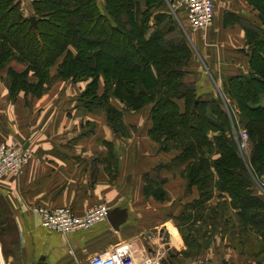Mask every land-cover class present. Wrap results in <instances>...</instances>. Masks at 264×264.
I'll return each mask as SVG.
<instances>
[{
	"label": "trees",
	"instance_id": "trees-1",
	"mask_svg": "<svg viewBox=\"0 0 264 264\" xmlns=\"http://www.w3.org/2000/svg\"><path fill=\"white\" fill-rule=\"evenodd\" d=\"M246 1L261 23L244 30L251 72L227 78L225 94L246 125L248 162L220 100L202 101L196 86L182 81L193 55L183 8L177 21L162 8L165 0H105L104 11L101 0H34V27L19 0H0V71L11 61L26 65L21 74L8 70L10 98L21 92L40 98L57 80L84 82L79 95L84 110L104 113L114 134L122 136L129 130L125 113L151 106L148 137L162 152H180L172 162L185 166L181 177L186 191L195 187L198 193L174 218L185 240L184 258H195L203 249L194 226L219 224L220 214L224 223L232 222L227 214H233L241 231L253 229L264 243V195L255 194V178L264 173V0ZM60 59L52 77L50 69ZM31 73L36 82L28 81ZM180 100L184 112L177 105ZM209 132L215 134L212 139ZM163 184L157 181L153 193L159 202L168 199L159 188ZM143 190L148 197L147 188ZM215 195L218 202L209 205Z\"/></svg>",
	"mask_w": 264,
	"mask_h": 264
},
{
	"label": "crops",
	"instance_id": "crops-1",
	"mask_svg": "<svg viewBox=\"0 0 264 264\" xmlns=\"http://www.w3.org/2000/svg\"><path fill=\"white\" fill-rule=\"evenodd\" d=\"M19 1L22 12L30 16L34 0ZM177 4L179 0H165L162 7L176 20ZM214 4L216 16L212 26L206 31L186 32L193 55L182 80L195 85L197 95L208 102L217 99L220 92L225 94L227 78L251 72L244 30L248 24H261L257 19L258 12L246 0H215ZM104 7L105 0H101L102 11ZM182 14L185 17V12ZM60 63L61 59L51 67L52 77L57 74ZM25 68L26 65L11 61L0 71V143L15 139L28 144L33 157L19 177L8 176L0 180V252L4 263L35 264L45 256L48 264H76L86 248L91 258L103 251L101 248L105 251L127 242L134 251H137L135 245L139 244L140 253H156L150 247L146 250L149 241H144L142 236L150 243L156 237L140 223L147 211H155V216L148 214L144 219L149 225L150 220H157L150 229H157L158 233L166 226L169 237L166 243L176 254L173 264H194L195 258L186 260L182 255L184 244L174 226L178 224L174 218L183 212L184 206L198 198V193L195 187L187 194L185 192L186 181L181 177L185 166L172 162L180 152H162L159 144L147 136L152 128L151 106L124 119L125 126L137 127L136 131L129 133L127 130L125 136L114 134L104 113L88 112L82 107L79 95L84 90V82L74 84L57 80L43 97L35 98L21 92L15 100L10 98V90L2 80L9 69L21 74ZM28 81L36 82L32 73ZM183 103V100L177 103L182 112L185 110ZM260 106H264V95ZM208 114L212 121L216 119L211 110ZM231 132L235 136L237 130L231 129ZM214 135L209 132L207 137L212 139ZM158 166L161 169L156 176L154 170ZM145 175L146 183L142 180ZM158 178L164 181L159 188L168 198L161 203L154 200L153 195L157 191ZM145 187L147 199L143 195ZM255 194L263 196L264 192L257 187ZM105 200L108 209L119 207L129 211L130 216L118 232L104 221L90 231L61 236L43 227L41 218L31 213V208L36 206L67 208L76 216L84 217L87 210ZM217 201L208 204L216 205ZM169 211H173L172 217ZM161 217L165 221H161ZM10 228L16 233L14 237L17 236L13 242L7 241ZM228 237L223 240L217 236L211 246L214 255L222 254L219 256L221 263H215H225L226 254L231 263L251 264L243 254L227 248ZM258 249L264 251V243Z\"/></svg>",
	"mask_w": 264,
	"mask_h": 264
},
{
	"label": "built area",
	"instance_id": "built-area-1",
	"mask_svg": "<svg viewBox=\"0 0 264 264\" xmlns=\"http://www.w3.org/2000/svg\"><path fill=\"white\" fill-rule=\"evenodd\" d=\"M215 0H179L178 10L185 12V21L189 31H206L212 26L216 16ZM241 151L249 147V135L246 130L238 129L236 135ZM31 147L18 140L0 143V180L14 176L19 177L26 164L32 159ZM264 182V180H263ZM264 186V183L262 184ZM107 200L87 210L84 217H78L67 208L46 209L43 207L31 208V213L41 218V225L47 230L67 235L79 231H90L93 227L106 221L108 215ZM153 254H142L132 250L130 245L121 244L93 255L87 264H157L167 258ZM0 264H5L0 252ZM194 264H214L208 259L199 258ZM256 264V263H254Z\"/></svg>",
	"mask_w": 264,
	"mask_h": 264
},
{
	"label": "rangeland",
	"instance_id": "rangeland-1",
	"mask_svg": "<svg viewBox=\"0 0 264 264\" xmlns=\"http://www.w3.org/2000/svg\"><path fill=\"white\" fill-rule=\"evenodd\" d=\"M180 14H181V17H183V14L181 12H180ZM7 78H8V75L5 77L4 80H2V83L4 84V86H6L5 80H7ZM74 84H77V83H74ZM84 89H85V87H84ZM101 91H103V90L101 89L99 91V93H101ZM217 96H218V99L220 100L219 101L220 102L219 105L221 104V107L227 113L226 115L228 116L230 122L232 123V130L233 131L234 130H238V129H244V130H246L245 129V126L246 125L243 124L244 121L240 117V113L241 112H240V110L238 108H236L234 106V104L231 102L232 100L229 97L225 96V94H223L221 92L218 93ZM41 97H43V96H41ZM113 103H114V105L116 107L119 106L118 108L120 110H122V106L120 105V103H118L117 101H114ZM95 113H99V112H95ZM100 113H102V112H100ZM133 115H135V112H126L124 119L126 117H128V116L129 117H132ZM124 119H123V122H124ZM128 129L130 130L129 131V133H130V132L136 131L137 130V127L128 126ZM238 148H239V146H238ZM174 152H178V151H174ZM167 153H169V152H167ZM241 153L243 155L242 158L246 162H248L249 156H251L250 144H249V147H247L246 149H243V151H241ZM158 167H160V166H158ZM160 169H161V167H160ZM154 172H155V170H154ZM156 173H157L156 174V176H157L158 173H160V170L157 171ZM145 179L146 180L148 179L146 175H145ZM145 179L144 180L142 179V180L145 181ZM263 180H264V173L262 174V176H259V177H256L255 178V182H256L255 187L257 186L259 189H261L262 192H264V186H262V184L264 183ZM157 181H162V180L158 178ZM145 183H146V181H145ZM186 187H187V184H186ZM186 187H185V192L187 194L188 191H186ZM257 187H256V189H257ZM195 190H196V188H195ZM218 199H219L218 198V195H215V198L212 199V200H218ZM154 200H156V199L154 198ZM212 200H210V201H212ZM214 204H210V205H214ZM147 212L148 213L146 215H144L143 217H141L143 220H141L140 223L144 225L143 228L145 227L144 229L145 230L147 229L146 231H148L152 237L154 236L156 238L153 239V240H151V243H150V240H148V238H145V236H142V238L145 239L144 241H146V242L149 241V243L148 244L146 243V245H145L146 250H147V248L150 247V248H152L156 252L161 251V253L159 252L161 255H165L166 257H168L169 256V253H168L167 248H166V246H168V245L166 243L167 240L164 237V234L166 233L165 229L167 230V228L165 226L163 228L162 232H160V233L157 232V229H150V228H152V226H154L155 224H157V222H156L157 220H150L151 225H149V223H147V219L145 220L144 217H146L148 214H149V216L152 217V216H155L156 213H154L155 211H153V212L147 211ZM169 212L172 213V214H170V216L172 217L173 211H169ZM203 215L205 216L206 214L204 213ZM170 216H167V218L168 217L171 218ZM219 216H221V214ZM219 216H217V217H218V220L221 221V223H219V224L213 223L211 226L210 225H207V224L206 225H203V224H200V223L196 224L197 223L196 220H195L196 223L193 222V224H196L194 227H197V228H195V231L194 232L196 234L194 236H196L199 239L197 241H200L199 244L202 245V248H203L201 250V253L198 256H196L195 259L197 260L199 258H203V259L205 258V259L210 260L214 264H216L218 262L221 263V261H219L220 260L219 256L222 255V254L219 252L218 254L215 253V255H214V251H213V249H211L212 248L211 246L215 242V239L217 238V236H219V238H222L224 240L225 236L229 235L227 242H225V245H227V248H229L230 250H233V251L237 250L240 254H243L244 255L245 259L250 260V262H252L251 264H254V263H256V264H264V253H263L264 251L262 249V252H259V249H258L259 246H262V244H263V242H262V240H263L262 239V236L259 233H255L254 230L251 229V228H249V227H247L245 229V231H241V228H240V225H239L238 220H236L234 218V215L231 214V213H230V215L227 214V216H228V220H230L232 222H228L227 221V222L224 223L223 221L225 220V218H223L222 216L220 218ZM161 219H162L161 221H165L164 218L161 217ZM166 221L167 222L168 221L171 222L168 219ZM174 226H175V228L177 227V229H178V226H176L175 224H174ZM187 226H189V225H187ZM186 229L187 228H185L183 230L185 231ZM226 231H227V235H224ZM177 232H178L179 236H181V234L179 233L178 230H177ZM9 233H10V235H8L7 241H10V242L15 241V238L17 239V236L14 237V234H16L15 231H14V229H11L10 228ZM158 237L159 238L161 237V239H159ZM181 238H182V241H183L182 244H184L185 243L184 237L181 236ZM125 245H130L131 246V244L129 242L125 243ZM183 246H184L183 251H186L185 244ZM86 249H84L83 257H82L81 251H80L81 259L78 262H76V264H87V261L89 260V255L86 252ZM135 249L137 250V252L140 253L139 244L135 245ZM172 249H174V247ZM100 250H103L104 251V249H102V248ZM210 250H212V253H211ZM193 258L194 257H189L187 259H192L193 260ZM225 258L227 260L226 262H225ZM227 258H228L227 255L224 254V258L223 259H224V262L226 264H236V263H233V262L231 263L230 260L227 259ZM51 259H53V258H51ZM186 260H185V262H186ZM215 261H216V263H215ZM225 263H222V264H225Z\"/></svg>",
	"mask_w": 264,
	"mask_h": 264
},
{
	"label": "water",
	"instance_id": "water-1",
	"mask_svg": "<svg viewBox=\"0 0 264 264\" xmlns=\"http://www.w3.org/2000/svg\"><path fill=\"white\" fill-rule=\"evenodd\" d=\"M29 20L31 21V25L34 27L36 26V23L38 22V18L34 16H30ZM108 215L106 217V221L111 226V228L118 232L120 231L121 227L125 225L128 217L130 216L129 211L125 208H119L115 207L112 209H108ZM164 237L166 240L169 239L167 232L164 234ZM167 251L169 253V256L163 260L158 261L157 264H173V258L176 257V254L172 251H170V247H167ZM35 264H48L47 258L45 256L40 257V259L35 262Z\"/></svg>",
	"mask_w": 264,
	"mask_h": 264
},
{
	"label": "bare ground",
	"instance_id": "bare-ground-1",
	"mask_svg": "<svg viewBox=\"0 0 264 264\" xmlns=\"http://www.w3.org/2000/svg\"><path fill=\"white\" fill-rule=\"evenodd\" d=\"M170 247V246H169ZM171 248V247H170Z\"/></svg>",
	"mask_w": 264,
	"mask_h": 264
}]
</instances>
